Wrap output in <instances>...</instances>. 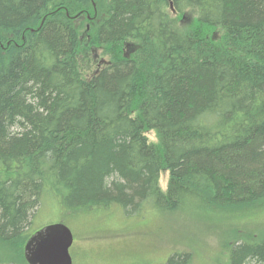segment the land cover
I'll list each match as a JSON object with an SVG mask.
<instances>
[{
	"label": "trees",
	"instance_id": "obj_1",
	"mask_svg": "<svg viewBox=\"0 0 264 264\" xmlns=\"http://www.w3.org/2000/svg\"><path fill=\"white\" fill-rule=\"evenodd\" d=\"M46 203L264 206V0H0V264H27ZM224 248L264 264V239Z\"/></svg>",
	"mask_w": 264,
	"mask_h": 264
},
{
	"label": "rangeland",
	"instance_id": "obj_2",
	"mask_svg": "<svg viewBox=\"0 0 264 264\" xmlns=\"http://www.w3.org/2000/svg\"><path fill=\"white\" fill-rule=\"evenodd\" d=\"M167 181L168 172H161L162 190ZM48 205L41 206L34 216V230L38 232L34 244L32 241L29 246L45 241L56 230L50 224L66 223L75 239L74 264H163L171 253L178 251L190 252L193 264H226L224 246L234 238L251 237L256 243L264 239V206L231 219L234 213L207 216L185 209L131 215L113 207L74 214ZM95 229L100 237L86 239Z\"/></svg>",
	"mask_w": 264,
	"mask_h": 264
},
{
	"label": "water",
	"instance_id": "obj_3",
	"mask_svg": "<svg viewBox=\"0 0 264 264\" xmlns=\"http://www.w3.org/2000/svg\"><path fill=\"white\" fill-rule=\"evenodd\" d=\"M50 227H55L45 241H38L34 246L32 236L25 247V257L30 264H72L69 254V247L72 244V233L70 229L62 223L55 224ZM32 245L29 246V244ZM32 254V255H31ZM35 260L32 261L30 258Z\"/></svg>",
	"mask_w": 264,
	"mask_h": 264
}]
</instances>
